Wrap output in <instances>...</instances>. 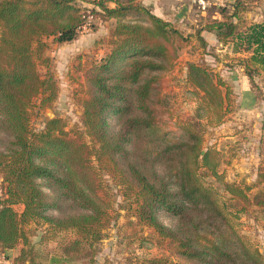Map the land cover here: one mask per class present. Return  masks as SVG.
Segmentation results:
<instances>
[{
    "label": "trees",
    "instance_id": "1",
    "mask_svg": "<svg viewBox=\"0 0 264 264\" xmlns=\"http://www.w3.org/2000/svg\"><path fill=\"white\" fill-rule=\"evenodd\" d=\"M89 1L95 5L76 0H0V106L14 136L12 147L0 150L7 194L0 197V250L20 246L17 259L29 264H68L88 256L94 261L112 203L110 188L92 162L94 154L130 199L137 221L153 229L143 239L169 249L188 264H264L263 251L239 228V212L245 206L232 209L228 201L239 197L264 205V190L251 197L246 192L250 184L224 179L221 150L204 145L195 120L203 115L202 105L178 130L164 127L167 110L162 105L166 74L174 66L179 45L194 38L208 52L205 29L230 43L236 53L230 67L239 64L257 85L255 76L264 73V19L240 29L238 23L244 20L237 3L231 13L222 8V18L185 31L140 0ZM89 10L93 18L102 14L115 19L109 35L102 38L104 55L98 58L96 48L78 55L79 60L84 58L76 67L86 92L82 120L92 146L68 136L58 117L49 119L44 129L33 130L29 111L36 95L42 94L41 105L57 95L56 76L43 75L38 68L51 60L47 53L51 42L77 38ZM186 82L206 109L214 111L216 121H222L231 105L225 79L208 62L189 59ZM112 113L126 115L116 131L110 125ZM132 133L147 142L144 160L164 162L165 172L150 173L131 158ZM207 175L223 183L225 191ZM42 177L59 192L57 198L72 200L77 210L50 213L61 205L46 198L37 181ZM17 200L24 203L22 211L14 206ZM232 204L237 205L238 199ZM162 209L177 217L176 225L159 219ZM31 222L37 226L28 227ZM39 227L43 232L33 241L31 235L38 234ZM150 261L161 264L167 257L155 255Z\"/></svg>",
    "mask_w": 264,
    "mask_h": 264
},
{
    "label": "rangeland",
    "instance_id": "2",
    "mask_svg": "<svg viewBox=\"0 0 264 264\" xmlns=\"http://www.w3.org/2000/svg\"><path fill=\"white\" fill-rule=\"evenodd\" d=\"M81 4V0H76ZM115 20L112 18H104L102 14L96 15L92 18L90 29L86 31H80L75 40L67 42H51L50 48L47 50L51 60L48 64H38V68L43 75L48 72L56 76L57 82V95L48 104L41 105L42 94L36 95L33 98L30 111V125L35 131H40L46 127V122L49 119L58 117L61 119L68 136L77 138L78 140L87 141L92 146L90 135L86 131V126L82 120L83 102L82 99L86 95L81 80L78 75L80 71H77L76 67L80 62H84V58L79 60L78 55L80 53L89 52L91 54L92 49L96 48L100 58L104 55L103 37L109 35L111 28L113 27ZM103 26V30L97 34L98 29ZM100 43L96 45L95 41L100 40ZM178 56L174 62V66L167 71L166 87L163 92L162 105L166 108L167 113L164 116V127L166 129H179V124L184 120L193 117L195 109L202 105L203 115L202 117H195V120L199 121L198 126L202 129L204 135V145H216L222 153V164L220 171L224 172V179L228 181L243 182L242 186L250 184L252 188L247 190L248 195L253 197L259 191L264 190V175L259 172V176L256 179L253 175H250L248 170L242 168L240 158V152H242L241 135L238 134L240 126L237 123L238 109H237V97L233 86L227 81V87L230 89V110L225 114L222 121L217 122L214 111L207 110L205 103L200 97L193 91V88L188 86L186 82L187 62L190 60H200L208 62L214 71L220 75L221 70L215 65L216 55L223 53L221 58L222 69L231 68L229 63L231 60V53L229 48L222 52H219L216 48H209L208 52H204L200 46L198 39H192L189 43L184 41L179 45ZM218 58V57H216ZM227 61H224L226 60ZM223 65V66H222ZM228 66V67H226ZM74 76V79L72 78ZM264 73L255 76V83H258L255 88L260 92V96L264 97L263 87ZM259 81V82H258ZM126 115L112 113L109 117L111 129L116 131L121 128L122 122ZM14 139L13 132L9 126L8 117L5 111L0 106V150H9L12 147L11 141ZM145 140L142 137L137 136L136 133L131 134L128 147L131 152V158L144 166L150 173L154 171L163 173L165 172V163L161 161L151 162L145 161L144 158H148L145 154L144 147ZM92 162L95 165L97 171L100 172L104 183L110 188L112 193V203L110 211V222L105 229L104 237L96 243L95 259L92 262L90 257L72 260L68 264H151L150 259L155 255L160 257H167V261L161 264H188L186 259L179 257L169 249L155 244V242L143 239V236L148 235L153 229L142 225L137 221L135 215L130 210V199L126 198L123 194L121 185L115 183L113 177L106 171H104L94 154H91ZM244 171H247L248 176ZM250 176V177H249ZM208 180L214 181L222 191L224 190V184L217 181L214 176L207 175ZM41 188L46 193V198L50 201L57 200L61 207L56 205L52 207L49 212L53 214H65L74 209L77 210L76 205L72 200L65 197L57 198L59 192L54 190L45 178H37ZM231 195V194H227ZM5 188L3 185V176L0 172V197L4 198ZM238 204H232L237 201ZM229 199V203L232 209H236L242 205L245 206L244 210L239 212L241 225L239 226L242 233L247 234L258 247L264 253V205L255 203H249L245 198L237 197ZM2 199H0V205ZM74 204V205H72ZM14 206L18 211L24 209V203L21 200L14 202ZM159 219L167 225L174 226L177 223V217L166 210H160ZM133 221V222H130ZM35 222L28 224V227H36ZM137 229V232L135 231ZM43 232L42 227H39L38 234L31 235L33 241H37ZM143 244V246H140ZM20 252V246L12 249L0 250V264H29L28 261H22L17 259V255Z\"/></svg>",
    "mask_w": 264,
    "mask_h": 264
},
{
    "label": "crops",
    "instance_id": "3",
    "mask_svg": "<svg viewBox=\"0 0 264 264\" xmlns=\"http://www.w3.org/2000/svg\"><path fill=\"white\" fill-rule=\"evenodd\" d=\"M140 1L147 5L152 12L174 22L185 31H193L205 25L209 19L222 18V8L231 13L236 9L237 3L240 4L239 16L244 20L238 23L240 29H244L246 25L253 21H262L264 19V0H225L224 5H213L207 9L199 8L194 0ZM81 2L82 5H95V3L89 0H81ZM239 16H235L234 20L238 21ZM112 20L115 19L112 18ZM103 29V26H101L97 34L104 31ZM202 34L207 39L209 48L213 47L222 52L231 46L230 43L225 44L220 41L211 30L205 29ZM229 52L231 56L236 55L232 47L229 49ZM222 54L218 53L216 55L218 58L214 57L216 59L214 64L221 70L220 75L223 79L227 80L236 92L235 96L237 97L239 116L237 117L239 118L237 123L240 126L238 134H242V152H240L239 158L242 163L240 166L250 171L249 174L253 175V178L256 179L259 176V172H262L264 175V97L263 95L260 96V92L253 86L250 78L239 64H235L233 68L222 69L220 64L222 61L219 60ZM224 61H227V59ZM244 173L246 176L249 175L247 171H244Z\"/></svg>",
    "mask_w": 264,
    "mask_h": 264
},
{
    "label": "built area",
    "instance_id": "4",
    "mask_svg": "<svg viewBox=\"0 0 264 264\" xmlns=\"http://www.w3.org/2000/svg\"><path fill=\"white\" fill-rule=\"evenodd\" d=\"M194 2L201 9H207L208 7L213 6V5H224L225 4V0H194ZM92 18H93V14L89 10L87 19L80 26V31H86L90 29Z\"/></svg>",
    "mask_w": 264,
    "mask_h": 264
}]
</instances>
